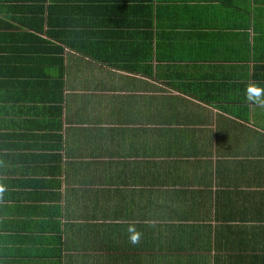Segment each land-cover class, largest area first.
Returning a JSON list of instances; mask_svg holds the SVG:
<instances>
[{
	"label": "crops",
	"instance_id": "obj_1",
	"mask_svg": "<svg viewBox=\"0 0 264 264\" xmlns=\"http://www.w3.org/2000/svg\"><path fill=\"white\" fill-rule=\"evenodd\" d=\"M39 16L46 59L0 38V264H264V0H0V34Z\"/></svg>",
	"mask_w": 264,
	"mask_h": 264
},
{
	"label": "trees",
	"instance_id": "obj_2",
	"mask_svg": "<svg viewBox=\"0 0 264 264\" xmlns=\"http://www.w3.org/2000/svg\"><path fill=\"white\" fill-rule=\"evenodd\" d=\"M122 16V15H121ZM25 24V26H23L24 28H26L25 33L21 34V35H16L14 37H11L9 35H7V33L4 34H0V38H2L3 42L5 43H9V44H13L16 47L18 46V41L20 43H24L26 45H28V48L30 50L33 51V53L35 55H40V57L45 56V54L50 53L51 51H55V49L52 50V48H50L51 46H45L48 41L47 40H42L41 37L39 35L41 34H46V35H50L53 31V29L58 27L59 24V20L58 18L54 19V18H49L48 19V30L45 26L44 23V17L43 16H39V19H33V20H24L23 21ZM71 25H76L75 23H70ZM121 26V24H119ZM138 26L140 28H144L148 31V28L151 26V21H147V22H140V23H132V24H127L124 26L127 27H133V26ZM123 26V25H122ZM119 29V27H113ZM124 32H115L113 33V37H111L113 39V41H119L121 43V41H124V38L127 39V37H125V35L123 34ZM18 36H23L22 39L18 40ZM41 39V40H40ZM105 40H108L107 38ZM96 45L99 44H94L93 46H87L88 49L93 50V52H91V55H93L94 53L97 54L94 57L95 58H103L109 61L108 56H105L103 51L101 50V48L96 47ZM103 45V44H102ZM114 46V45H113ZM53 47V46H52ZM145 47L147 49V55L145 57H137L138 60L132 61V65H129L126 62V59L124 58L125 53L126 52V46L125 44H123L122 46H119L118 48L120 49L118 53H116V47H113V68L115 69H129V70H133L134 72H141L144 68V64L146 67L150 68L151 66V61L153 60V37H152V33H149V36L147 35V42L145 44ZM57 49V48H56ZM124 52H122V51ZM30 56L28 57H33V54H29ZM47 57H42V60L46 59ZM12 58H7L6 60H10ZM130 59V58H128ZM148 61V62H146ZM1 72V71H0ZM147 75H149V72H146ZM121 158H125L124 155H122L119 159Z\"/></svg>",
	"mask_w": 264,
	"mask_h": 264
},
{
	"label": "clouds",
	"instance_id": "obj_3",
	"mask_svg": "<svg viewBox=\"0 0 264 264\" xmlns=\"http://www.w3.org/2000/svg\"><path fill=\"white\" fill-rule=\"evenodd\" d=\"M245 100L253 104H264V88H261L255 84L248 85L245 89ZM4 192V188L0 185V194ZM130 235L129 239L131 242L135 243L139 239V233L134 230V228L129 227L128 229Z\"/></svg>",
	"mask_w": 264,
	"mask_h": 264
},
{
	"label": "rangeland",
	"instance_id": "obj_4",
	"mask_svg": "<svg viewBox=\"0 0 264 264\" xmlns=\"http://www.w3.org/2000/svg\"><path fill=\"white\" fill-rule=\"evenodd\" d=\"M120 116L119 113H116L115 109H113V118ZM130 116V115H128ZM117 180V177L114 176L113 178V182H115ZM129 195H134V194H138L137 190H129L128 192ZM122 193L119 194L118 192L113 191V205L115 206V213H113V219L115 218H120L121 217V213L120 212H116V208L118 206V204H121L123 202V198L121 197Z\"/></svg>",
	"mask_w": 264,
	"mask_h": 264
}]
</instances>
